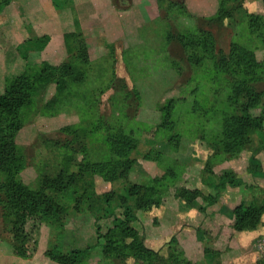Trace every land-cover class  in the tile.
Wrapping results in <instances>:
<instances>
[{"label":"rangeland","instance_id":"1","mask_svg":"<svg viewBox=\"0 0 264 264\" xmlns=\"http://www.w3.org/2000/svg\"><path fill=\"white\" fill-rule=\"evenodd\" d=\"M26 1L0 11V94L21 79L30 83V103L10 137L1 126L0 157L15 161L1 164L0 174L37 189L43 176L63 173L66 186L77 171L74 186L85 182L97 198L59 191L61 224L28 219L31 237L21 243L0 206V264H264V234L255 253L239 257L230 253L237 232L225 221L251 196L264 203L263 183L239 178L249 180L253 161L264 159V122L247 126L239 152L222 151L244 132L231 116L246 109L264 117V73L250 70L264 67L261 24L250 22L264 13L262 0H86L77 9L74 0H44L38 36ZM49 23L47 32L61 35L56 53L37 49L36 40H50ZM27 40L36 42L19 50ZM234 45L242 56H233ZM252 91L260 106H249ZM224 172L240 184L216 189ZM135 185L147 188L143 202L127 193ZM126 211L139 238L114 227ZM214 213L221 220L208 218ZM58 235L65 261L54 258Z\"/></svg>","mask_w":264,"mask_h":264},{"label":"trees","instance_id":"2","mask_svg":"<svg viewBox=\"0 0 264 264\" xmlns=\"http://www.w3.org/2000/svg\"><path fill=\"white\" fill-rule=\"evenodd\" d=\"M9 2L10 0H3L0 6V11L4 9L9 4ZM262 3L264 5V0H262ZM250 22L253 24V26H258V24L256 23L260 22V29H262V32L264 34V13L262 14V16L251 17ZM35 40H27L23 42L18 49L20 50L24 48V50H27L28 46L33 47V44H35L36 41H39L42 46L40 49L37 48L38 50H42V48L46 46L47 39L45 37L41 40ZM242 52L243 48L240 45H234V57L236 54L238 57L239 55L242 56ZM263 69L264 67L258 64L251 65L250 67L251 71H258L262 74L264 73ZM29 86L30 83L28 81L21 79V81L19 80L15 82L14 86L9 87V89H6L3 93L0 94V130H2L1 126H3V124H8L4 126L6 137H10L9 132L11 130V127L15 124L14 119L17 113L30 103V95L28 92ZM250 94L251 97L249 95V106H260V95L258 93H253V91ZM249 106L247 107V109H250ZM241 112H239L238 115L231 116L230 118L232 122L234 120L244 124L242 125V130L244 132H240V135L229 136V141L226 142L225 148L224 150H222L223 152L229 155H232L235 152H239L244 147V145L248 144L250 137L249 131H252L250 129L251 127H247L249 126V124L253 126L254 131L260 129L263 126L264 117L255 118L249 112L247 114L246 109L243 110L242 114ZM9 158L10 157H0V166L1 164L3 166H6ZM14 161L15 160L11 157L10 162ZM99 171L102 172V169H100ZM0 173H2V171ZM77 173L78 175L80 174L76 171V173L71 174V176H65L67 180V182L65 183L66 186L62 184L63 173L51 176V178L43 176L40 183L41 185L37 189H30L29 187L23 185L17 180H14L13 182L10 181L7 183L5 179H3V176H1L0 174V206L3 209L4 217L7 220L13 218V230L17 235V238L19 237L20 243L22 240L24 241L25 239H30L31 237V233L25 230V224L28 219L37 218V220L41 222H46L50 225L61 224L60 221L61 219H63L62 217L65 215L66 209L65 206L61 203V201H58L56 199L59 191H64L67 188V192L69 189H71L70 192L72 193V196L77 195V197L80 198V196L83 195L82 198L88 200L94 197L93 195H90L89 188L85 187V182L83 183V186H74L73 177L76 176ZM89 174L91 173L89 172ZM90 180L93 181L94 179ZM237 183L240 184V180L233 179L232 173L224 172L218 177L217 183L214 187L216 189H220L226 186H235V184L237 185ZM146 189V187H136L135 185L133 187L134 191H132L131 188L130 191H127V193L134 195L132 196L133 198L137 197L135 200L143 202L145 200L144 190ZM84 192H87L86 196L83 194ZM20 198L23 199L20 201ZM94 198L96 199L97 197L95 196ZM102 198L104 199V201H102ZM102 198L100 197L99 199L101 201L100 206H109L110 202L108 198L106 196H103ZM263 212V202L239 204L232 211L233 229L236 232L252 231L256 229L257 226L260 224ZM132 219L133 215L129 214L126 211L123 214L122 220L116 221L114 223V227L118 230V232H120V234H124L126 238L133 235L139 238L136 231L130 226V222L132 221ZM97 232H99V227H97ZM109 233L110 232L104 234V237L107 241V243L104 245V248H106L108 252L114 250L113 246L115 247V242L113 240L108 239L110 235ZM56 242L58 245L54 246V258L56 260L58 259L65 261V259H68L69 257H66L60 250L61 235L57 236ZM140 248L141 250L144 249L142 247V244ZM147 253H149V255L154 254L150 250ZM177 253L178 252H173L174 255H177Z\"/></svg>","mask_w":264,"mask_h":264},{"label":"crops","instance_id":"3","mask_svg":"<svg viewBox=\"0 0 264 264\" xmlns=\"http://www.w3.org/2000/svg\"><path fill=\"white\" fill-rule=\"evenodd\" d=\"M93 1L95 3H98L100 0H92V3H93ZM45 3L46 2L44 0H27L25 3V4H32L31 8H29L30 11L29 10L26 11L25 14L27 15V17H30V19H32V15H33V17H35L36 20H34L32 26L34 27L33 30L36 33L35 34L36 36H38V33L36 31L42 30V26H40L42 22L40 21V19L43 21L42 18H43V15L45 13V10L43 9V7H44ZM84 3H86V0H74V6L76 7V9L79 7H82L84 5ZM9 6H10V4L4 8L5 12L8 10ZM50 26H51V28H50ZM45 28H46V33L50 36V40L46 44L43 52L46 53V51L51 49V50H54V53H56V50L61 45V39H60L61 35H60V33L53 35L51 32L50 33L47 32V30H51V29L53 30L54 29L53 23H49V24L45 25ZM21 36L23 37V33ZM259 155H260V153H259ZM241 163L243 164V162H240L238 164L236 163V166H233V165L232 166L237 171H239L238 168L240 170H243V168L237 167ZM254 164L256 165V167H254L255 169L252 171V174H250L249 180H248V178L245 179L242 176H240L239 178L242 180V182L244 184L246 182L257 181V182L263 183L262 185L264 187V159L262 161H258V160H256L255 162L253 161V165ZM246 165H248V162ZM249 185H251V184H249ZM246 188H250V187L248 186ZM227 189L229 190V189H231V187H228ZM247 191H250V193H251L252 190L250 188V189H247ZM242 193L243 194H238V195L246 196V195H244V193H246V189ZM251 197H252V199H250V200H252V202L256 200L255 198H253V196H251ZM229 200H231V199H229ZM224 202H227V201L224 200ZM230 204H231V206L233 205L232 203H230ZM215 215L216 216H214V215L208 216V218L210 220L212 219L213 222L215 219L221 220V218H222L221 214H215ZM225 221H227L228 226L233 225V217H232L231 213H230V218H228V219L225 218ZM261 234H264V212L262 214L260 224L256 229H254L252 231L237 232V234H236L237 238H238L237 247L234 250H232L230 253H232L236 256H239V257H243L246 255L248 256L249 254L252 255V253H255V252H253L254 250L252 247L253 242ZM197 248H194V249H197ZM197 258H199V257H197ZM202 260H203V262H209V259L205 258V257H202Z\"/></svg>","mask_w":264,"mask_h":264}]
</instances>
